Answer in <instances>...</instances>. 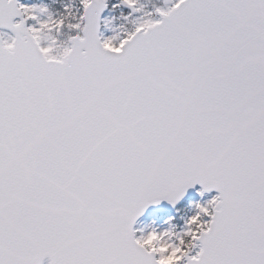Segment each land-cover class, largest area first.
I'll list each match as a JSON object with an SVG mask.
<instances>
[{
	"label": "snow or ice",
	"instance_id": "obj_1",
	"mask_svg": "<svg viewBox=\"0 0 264 264\" xmlns=\"http://www.w3.org/2000/svg\"><path fill=\"white\" fill-rule=\"evenodd\" d=\"M45 258L264 264V0H0V264Z\"/></svg>",
	"mask_w": 264,
	"mask_h": 264
},
{
	"label": "rangeland",
	"instance_id": "obj_2",
	"mask_svg": "<svg viewBox=\"0 0 264 264\" xmlns=\"http://www.w3.org/2000/svg\"><path fill=\"white\" fill-rule=\"evenodd\" d=\"M110 34V33H106ZM200 199L203 200V202H206L209 200L208 198H202L200 195L197 196L196 199L191 200L193 204L197 203ZM191 216V215H190ZM189 216V217H190ZM172 218V223L176 226V230L180 231L184 227V222L187 219L186 217L180 216L179 213L175 214L169 213V214H163V215H148L147 218L145 217L136 227L138 230L148 231L151 228H156L157 230H164L169 227L168 224L165 223L166 220L169 218ZM180 219V220H179Z\"/></svg>",
	"mask_w": 264,
	"mask_h": 264
},
{
	"label": "water",
	"instance_id": "obj_3",
	"mask_svg": "<svg viewBox=\"0 0 264 264\" xmlns=\"http://www.w3.org/2000/svg\"><path fill=\"white\" fill-rule=\"evenodd\" d=\"M200 186V185H199ZM191 190H192V188L191 189H189L187 192H191ZM170 207H172L170 204H168V202L167 201H161V203L159 204V205H152V206H149V208L147 209V210H149V209H151V208H153L154 210H160V209H162V208H170ZM146 210V211H147Z\"/></svg>",
	"mask_w": 264,
	"mask_h": 264
},
{
	"label": "flooded vegetation",
	"instance_id": "obj_4",
	"mask_svg": "<svg viewBox=\"0 0 264 264\" xmlns=\"http://www.w3.org/2000/svg\"><path fill=\"white\" fill-rule=\"evenodd\" d=\"M28 0H21L22 3H27Z\"/></svg>",
	"mask_w": 264,
	"mask_h": 264
},
{
	"label": "bare ground",
	"instance_id": "obj_5",
	"mask_svg": "<svg viewBox=\"0 0 264 264\" xmlns=\"http://www.w3.org/2000/svg\"><path fill=\"white\" fill-rule=\"evenodd\" d=\"M147 218V217H146Z\"/></svg>",
	"mask_w": 264,
	"mask_h": 264
}]
</instances>
